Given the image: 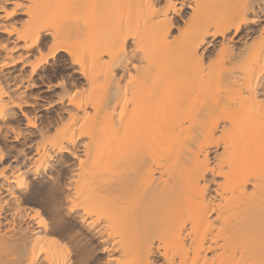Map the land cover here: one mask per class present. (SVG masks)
I'll return each mask as SVG.
<instances>
[{
	"label": "bare ground",
	"instance_id": "bare-ground-1",
	"mask_svg": "<svg viewBox=\"0 0 264 264\" xmlns=\"http://www.w3.org/2000/svg\"><path fill=\"white\" fill-rule=\"evenodd\" d=\"M0 264H264V0H0Z\"/></svg>",
	"mask_w": 264,
	"mask_h": 264
},
{
	"label": "snow or ice",
	"instance_id": "snow-or-ice-1",
	"mask_svg": "<svg viewBox=\"0 0 264 264\" xmlns=\"http://www.w3.org/2000/svg\"><path fill=\"white\" fill-rule=\"evenodd\" d=\"M17 7H19V6H17ZM4 11H7V9H5ZM8 15L11 16V15H13V13L9 12Z\"/></svg>",
	"mask_w": 264,
	"mask_h": 264
}]
</instances>
